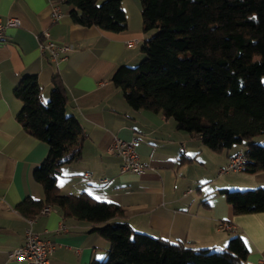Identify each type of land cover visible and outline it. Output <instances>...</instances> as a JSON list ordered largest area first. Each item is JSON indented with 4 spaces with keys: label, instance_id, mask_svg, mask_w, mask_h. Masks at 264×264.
I'll list each match as a JSON object with an SVG mask.
<instances>
[{
    "label": "crops",
    "instance_id": "1",
    "mask_svg": "<svg viewBox=\"0 0 264 264\" xmlns=\"http://www.w3.org/2000/svg\"><path fill=\"white\" fill-rule=\"evenodd\" d=\"M121 8L126 28L112 33L74 24L64 2L61 16L51 22V0H0V17L20 20L18 27L5 30L0 42V264H25L9 257L23 244L28 227L16 205L27 197H44L32 172L46 157L48 146L18 122L21 102L13 93L26 74L36 75L43 102L57 74L67 94L66 113L83 129L80 157L64 164L56 176L62 194L85 193L117 204L123 216L113 221L194 248L221 250L239 235L249 250L244 264H256L264 258V212L233 214L221 190L264 187V172L221 173L230 157L243 151L242 145L212 151L177 130L173 119L127 104L111 76L119 66L141 61V46L150 33L142 29L139 0H121ZM44 30L56 44L72 46L65 60L52 62L47 53H40L37 37ZM114 137L137 138V153L149 168L141 174L122 172L121 159L110 153ZM254 141L263 143L264 137ZM220 222L234 229H218ZM31 228L53 243L51 264H90L102 260L109 249L107 240L90 232L89 223L64 217L56 207L35 216Z\"/></svg>",
    "mask_w": 264,
    "mask_h": 264
},
{
    "label": "trees",
    "instance_id": "2",
    "mask_svg": "<svg viewBox=\"0 0 264 264\" xmlns=\"http://www.w3.org/2000/svg\"><path fill=\"white\" fill-rule=\"evenodd\" d=\"M74 24L107 32L126 28L121 0H64ZM142 29L150 33L135 66L121 65L111 76L127 104L171 118L177 130L221 152L242 145L241 171L264 172V0H139ZM48 100H41L36 75H23L14 87L21 102L17 120L48 146L32 177L43 199L29 197L16 205L27 218L51 205L62 215L90 224L109 242L100 261L90 264H244L249 250L239 235L225 248H194L133 231L114 203L90 195L62 194L56 185L60 168L77 160L83 129L66 113L67 94L57 74ZM233 214L264 212V187L221 190Z\"/></svg>",
    "mask_w": 264,
    "mask_h": 264
},
{
    "label": "built area",
    "instance_id": "3",
    "mask_svg": "<svg viewBox=\"0 0 264 264\" xmlns=\"http://www.w3.org/2000/svg\"><path fill=\"white\" fill-rule=\"evenodd\" d=\"M62 2H64V0H51V22L57 21L61 16L60 4ZM19 25L20 20L16 16L0 17V42L7 28L18 27ZM37 39L40 53L42 55L47 53L49 60L52 62L65 60L67 52L72 49V46L69 44H56L52 41L47 30L42 31ZM126 44L131 46L133 42L127 41ZM138 145L139 141L137 138H132L130 140H124L120 137L113 138L110 145V153L121 159L122 172L141 174L149 168V163L142 161L137 153ZM245 161L246 159L243 151L240 150L230 157L228 165L221 170V173L229 171L239 172L242 170ZM86 176L89 177L90 175L86 174ZM51 210V205H45L41 208L39 214H47ZM33 219L34 218H27L28 227L24 230L23 244L11 251L9 257L23 260L25 264H51L49 256L54 250L53 243L48 239L41 238L38 234L33 232L31 228ZM61 229H64V226H61ZM218 229L233 230L234 227L230 226L229 223L220 222L218 224ZM257 264H264V258H259Z\"/></svg>",
    "mask_w": 264,
    "mask_h": 264
},
{
    "label": "rangeland",
    "instance_id": "4",
    "mask_svg": "<svg viewBox=\"0 0 264 264\" xmlns=\"http://www.w3.org/2000/svg\"><path fill=\"white\" fill-rule=\"evenodd\" d=\"M264 79V76H263V78H262V80ZM264 81V80H263ZM261 137H264V136H260V137H257V139H260ZM261 144H264V141H263V143H261ZM246 189H252V188H246ZM236 190H245V189H236ZM258 261V260H257ZM257 264V263H256Z\"/></svg>",
    "mask_w": 264,
    "mask_h": 264
}]
</instances>
